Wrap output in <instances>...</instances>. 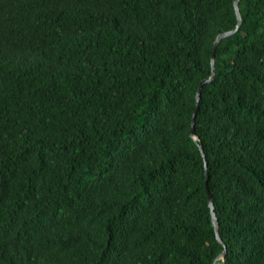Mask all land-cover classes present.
I'll use <instances>...</instances> for the list:
<instances>
[{"label":"trees","instance_id":"trees-1","mask_svg":"<svg viewBox=\"0 0 264 264\" xmlns=\"http://www.w3.org/2000/svg\"><path fill=\"white\" fill-rule=\"evenodd\" d=\"M235 2L0 0V264H264V0L191 136Z\"/></svg>","mask_w":264,"mask_h":264},{"label":"water","instance_id":"water-1","mask_svg":"<svg viewBox=\"0 0 264 264\" xmlns=\"http://www.w3.org/2000/svg\"><path fill=\"white\" fill-rule=\"evenodd\" d=\"M240 4H241V0H236V2H235V8H236V12H237L236 13V17H237L236 29L231 31V32H227V33H224V34H221L220 36H218V38L216 39V42L214 44V49H213L212 58H211V76L209 79L203 80L199 84V88H198L197 95H196L197 106H196V109H195V112H194V115L192 118V129H191V136L196 140H198V134H197V131L195 129V125H196V118L198 116L199 109H200L199 104H200L202 90H203L205 84L211 83L215 78V75H216V72H215V69H216V65H215L216 64V50H217L218 45L222 41L236 35L242 27L243 21H242V16L240 14V11H241L240 10ZM201 150H202L203 155L206 157L205 150L203 147H201ZM208 196H209L210 206L212 208L213 222H214V226L216 228L218 240L220 241V243H222L225 246V250L222 253V255L219 257V259H223L226 262L227 257H228L227 246H226L224 240L222 239V236L220 233V221H219V217H218V214L216 211V205L214 202V197H213V194H212L209 187H208Z\"/></svg>","mask_w":264,"mask_h":264}]
</instances>
